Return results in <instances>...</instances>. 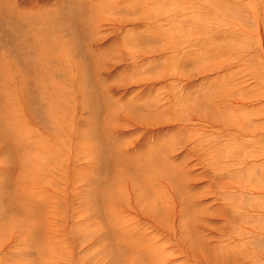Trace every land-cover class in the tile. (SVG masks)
I'll return each instance as SVG.
<instances>
[{
    "label": "rangeland",
    "instance_id": "1",
    "mask_svg": "<svg viewBox=\"0 0 264 264\" xmlns=\"http://www.w3.org/2000/svg\"><path fill=\"white\" fill-rule=\"evenodd\" d=\"M0 264H264V0H0Z\"/></svg>",
    "mask_w": 264,
    "mask_h": 264
},
{
    "label": "bare ground",
    "instance_id": "2",
    "mask_svg": "<svg viewBox=\"0 0 264 264\" xmlns=\"http://www.w3.org/2000/svg\"><path fill=\"white\" fill-rule=\"evenodd\" d=\"M8 225H9V224H8ZM8 225H7V226H8Z\"/></svg>",
    "mask_w": 264,
    "mask_h": 264
}]
</instances>
